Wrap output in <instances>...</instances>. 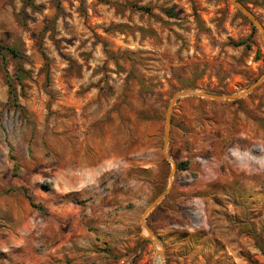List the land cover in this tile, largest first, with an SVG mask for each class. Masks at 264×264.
<instances>
[{
    "label": "rangeland",
    "instance_id": "1",
    "mask_svg": "<svg viewBox=\"0 0 264 264\" xmlns=\"http://www.w3.org/2000/svg\"><path fill=\"white\" fill-rule=\"evenodd\" d=\"M0 44V264H264V80L163 152L264 74L229 0H0Z\"/></svg>",
    "mask_w": 264,
    "mask_h": 264
},
{
    "label": "water",
    "instance_id": "2",
    "mask_svg": "<svg viewBox=\"0 0 264 264\" xmlns=\"http://www.w3.org/2000/svg\"><path fill=\"white\" fill-rule=\"evenodd\" d=\"M234 7L245 17L247 18L259 31V35L261 37L262 43L264 44V29L261 26L258 19L239 1V0H229ZM264 80V74L260 75L258 78H256L252 84H250L247 88L244 90L234 93V94H210L206 92L199 91L194 88H184L179 90L178 92L174 93L172 98L170 99L165 113V126H164V134H163V152L165 153V148L168 142L169 138V131H170V124H171V110L175 102L179 97L184 96H200V97H206L210 99L215 100H234L237 99L243 95L248 94L253 89H255L262 81ZM166 193V190L160 193L146 208V210L143 212V217L146 213H148L159 201L164 197ZM142 217V219H144ZM141 219V220H142ZM144 228L148 232L150 238L152 239L154 246L156 247V238L153 236L152 231L148 228V226L144 223ZM159 257L161 258L162 252L160 250H157ZM160 264V263H159Z\"/></svg>",
    "mask_w": 264,
    "mask_h": 264
},
{
    "label": "trees",
    "instance_id": "3",
    "mask_svg": "<svg viewBox=\"0 0 264 264\" xmlns=\"http://www.w3.org/2000/svg\"><path fill=\"white\" fill-rule=\"evenodd\" d=\"M140 9H147V8L141 7ZM243 44H245V41L243 40L235 43V45H243ZM2 49L8 52L18 62L21 60L20 52L16 48L0 44V50ZM24 73L25 72L23 68H21V66L18 65V67L14 72V75L12 77L7 75L6 77V81L8 84V98L10 100L11 105H16L15 84H21V80L23 79ZM28 199L30 200V204L34 205L33 202H31V198L28 197Z\"/></svg>",
    "mask_w": 264,
    "mask_h": 264
},
{
    "label": "bare ground",
    "instance_id": "4",
    "mask_svg": "<svg viewBox=\"0 0 264 264\" xmlns=\"http://www.w3.org/2000/svg\"><path fill=\"white\" fill-rule=\"evenodd\" d=\"M159 263H161V258H160V257H158V258L156 259V264H159Z\"/></svg>",
    "mask_w": 264,
    "mask_h": 264
},
{
    "label": "crops",
    "instance_id": "5",
    "mask_svg": "<svg viewBox=\"0 0 264 264\" xmlns=\"http://www.w3.org/2000/svg\"><path fill=\"white\" fill-rule=\"evenodd\" d=\"M82 263H84V262H82Z\"/></svg>",
    "mask_w": 264,
    "mask_h": 264
}]
</instances>
